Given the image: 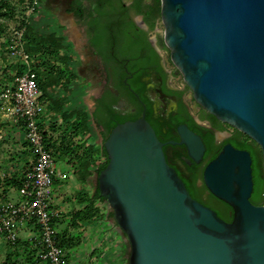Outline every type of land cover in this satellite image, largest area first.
<instances>
[{
    "label": "water",
    "instance_id": "95a60500",
    "mask_svg": "<svg viewBox=\"0 0 264 264\" xmlns=\"http://www.w3.org/2000/svg\"><path fill=\"white\" fill-rule=\"evenodd\" d=\"M160 20L195 102L255 141L264 162V0H160ZM178 132L199 162L201 138ZM103 146L98 193L126 235L128 264H264L249 151L226 143L203 169L207 190L231 208L226 221L190 194L144 118L115 125Z\"/></svg>",
    "mask_w": 264,
    "mask_h": 264
},
{
    "label": "flooded vegetation",
    "instance_id": "af4514ba",
    "mask_svg": "<svg viewBox=\"0 0 264 264\" xmlns=\"http://www.w3.org/2000/svg\"><path fill=\"white\" fill-rule=\"evenodd\" d=\"M80 3L81 0H38L36 12L65 38L69 48L66 56L71 62L70 80L84 92L85 109L96 134L102 138L119 123L144 118L162 143L167 163L184 184L191 182L196 193L192 196L230 221L231 208L207 190L203 169L226 143L249 151L251 159L250 148L260 149L259 146L243 132L207 112L195 102L185 82H177L179 70L171 66L170 53L169 56L163 53L155 37L158 30L146 22L132 1L94 0L88 14ZM76 25L82 26L77 35ZM189 93L198 108L188 99ZM181 125L203 142L204 152L199 162L179 143ZM242 143L249 148L239 147ZM205 196L216 199L222 210L206 202ZM263 201L261 195L259 204Z\"/></svg>",
    "mask_w": 264,
    "mask_h": 264
},
{
    "label": "rangeland",
    "instance_id": "374dc122",
    "mask_svg": "<svg viewBox=\"0 0 264 264\" xmlns=\"http://www.w3.org/2000/svg\"><path fill=\"white\" fill-rule=\"evenodd\" d=\"M29 0H11L12 4L15 7L14 14L5 20L6 23V29L5 33L0 36V87L3 86H12L15 82V79L17 75L22 70V65L20 61L12 62L10 57L8 56V50H7V43L6 40L8 38V27L10 25L17 26L19 22V18L23 15H26L27 8L25 5ZM94 0H81L80 6L83 8L85 14H88L90 11V4ZM124 1H132L137 8V11L141 10V13L145 16L146 13L149 12V9L151 8H159L160 7V0H124ZM32 13L29 16V21L31 24L35 25L37 29H44L45 31V20L43 18H40L41 22L37 20V16L33 18ZM152 27H156L158 30V33H156L155 37L158 39V41L161 43V47L163 50V53L167 56H169V50L166 47L164 41H163V33L164 28L161 23V20L159 17H156L153 21ZM80 28H82L81 25H76L74 32L77 35V33L80 31ZM74 35V34H73ZM53 40L46 41L44 39L35 40L31 39L28 35H26L25 41H24V48L25 50L31 54L32 57H34L35 62L33 63V68L35 69L38 78V84L39 81L44 83L45 85V91L47 92V95H43V99L45 100V115L43 120L41 121L40 127L45 135V140L48 144V147L51 148V150L54 152V150L59 151L61 155V161L58 162L56 160L57 166L59 167V172L64 175V178L57 179V189L62 190L65 189H71V188H77L78 187V178L77 173L80 170L79 166L81 167L86 162L82 159H77V155L80 156L82 152L81 149H83L82 145L86 143L88 140L98 142L99 147L103 144V137H99L96 134V129L93 125V121L89 118L87 114V122L86 125H82L80 130L76 129L78 123V118L76 119L77 115L80 112L86 111V104L84 101V92L82 88L73 80H70L69 82H66L68 79V76L63 77L58 74L59 68H63L66 63L64 62V51L58 50L56 54L53 52L51 53V49L48 48L49 45H51ZM80 55L82 58L84 55L80 52ZM171 66L174 68L175 65L171 62ZM58 68V69H56ZM175 70H178L175 67ZM183 77L181 73L179 72L177 74V82H182ZM42 92L43 89H41ZM188 99L192 103L193 107L198 108V105L195 104V102L192 100L191 94L189 93ZM54 102H57L60 105V108L57 109L54 105ZM63 107V108H61ZM63 109H69L70 112V122L67 123L68 117L64 116L63 113H60L59 111H62ZM68 112V113H69ZM87 112V111H86ZM76 115V117H75ZM73 125V126H72ZM76 125V126H75ZM19 125L12 122L8 117H6L1 111H0V177H6L7 173L10 171V158L9 156L13 153V150H16L15 147H13L12 140L8 136V129H16L18 131L19 136H21V143L25 149L23 151L31 150L29 143L27 139L24 138L23 135L20 133L22 132V129L18 127ZM15 134V132H14ZM95 136H93V135ZM63 137V140H62ZM89 137V138H88ZM94 137V138H91ZM94 139V140H93ZM66 141V144H65ZM64 145H67L69 147V150H71V153H68L69 150H64ZM88 145H91L90 143ZM255 149L258 150V147ZM260 151V149H259ZM261 152V151H260ZM24 156L22 159V163H26L27 161L29 163L30 159L29 156L31 155V152L29 154L24 153ZM59 155V156H60ZM63 156V157H62ZM103 161L105 158L102 159ZM263 160V159H262ZM24 164L25 167L28 164ZM94 166V165H93ZM264 166V162L262 165V168ZM95 170L94 169V176H95ZM263 175H264V169H263ZM9 179H6L5 183L8 182ZM95 182V179H94ZM12 184V183H11ZM55 184V185H56ZM19 198V194H17ZM17 198V199H18ZM205 201L208 202L211 206H214L216 208H219L222 210L221 204L214 199L211 196H205ZM110 209V208H109ZM112 220V219H111ZM125 243L127 244V240L125 238ZM80 242L76 243L74 246H77V248H73L71 250L72 245L69 244V246H63L66 250L67 257L69 258L70 264H98L96 259L94 257H91V254L88 252V249H90V244L88 243L85 245L82 243V245H79ZM30 246V248H29ZM29 248V249H28ZM32 245H29L27 243V247L22 244L18 243L16 246L12 247L11 245L6 242V240L0 235V264H32L30 258H32ZM87 250V253L85 252ZM129 252V246L127 244L125 254L127 256ZM80 253H86V256H82ZM30 256V258H29Z\"/></svg>",
    "mask_w": 264,
    "mask_h": 264
},
{
    "label": "built area",
    "instance_id": "2783aa9c",
    "mask_svg": "<svg viewBox=\"0 0 264 264\" xmlns=\"http://www.w3.org/2000/svg\"><path fill=\"white\" fill-rule=\"evenodd\" d=\"M26 4V15L19 18L17 26L8 27L6 40L8 56L20 60L24 69L12 86L0 87V111L24 130L33 160L17 187L19 198L0 199V235L14 247L22 231L29 224L34 225L36 232L29 237L36 250L34 263L69 264L55 225L58 213L51 208L54 182L64 175L59 172L54 153L46 145L39 125L45 103L33 68L35 59L24 48L25 26L21 24L34 12L38 0ZM262 203L264 205V201Z\"/></svg>",
    "mask_w": 264,
    "mask_h": 264
},
{
    "label": "crops",
    "instance_id": "0c3cea01",
    "mask_svg": "<svg viewBox=\"0 0 264 264\" xmlns=\"http://www.w3.org/2000/svg\"><path fill=\"white\" fill-rule=\"evenodd\" d=\"M40 18L42 17L39 14L37 16V20L41 22ZM43 28H45V31L47 33L56 32L57 34H59L56 29H51L49 25H47V23ZM11 61L16 62L13 59H11ZM41 98L45 103V100L43 99V92ZM68 112L69 109H63L61 111V113H63L64 116L68 117L69 120L67 121V123L70 122V118L72 117V116L70 117L69 115L70 112L69 113ZM86 113H87L86 111L80 112L79 114H76L77 117L75 115L76 119L78 118V121H83V123L79 124L78 128H76L78 129V131L80 130L82 125H86L88 117L86 118L82 117L84 115H87ZM44 115H42V117L39 118V122L43 120ZM18 127L22 129L20 126ZM20 133L23 135L24 138L23 129L22 132ZM7 134L11 138L13 147H15L16 150H13V153L9 156L11 160L10 161L11 166L9 167L10 171L7 173L6 177L4 178L0 177V199L4 198V199L16 200L18 198L17 186L19 185V182L22 179L26 170L32 164L33 154L31 150L23 151L25 148L21 146L22 137L19 136L18 131L16 129L9 128ZM89 143L91 145H88ZM82 146L84 147H82L83 149H81V152L85 150L84 148L87 149L91 148L88 150H92L95 147L97 148L99 147V144L98 142H94V141L89 142L87 140L86 143ZM63 149L67 151L69 150V147L67 145H64ZM28 152L29 154L31 152V155L29 156L30 159H28L30 161L29 163L25 161L26 163H28L25 167L24 164L26 163H22L23 160L22 158L26 156L24 155V153L28 154ZM53 153L55 159L58 160V162H60L61 155L59 151L54 150ZM68 153H71V150H69ZM102 159L103 157L99 159V162H102L103 161ZM97 166L98 165L94 164L93 162L91 163L86 162L81 167L79 166L80 170L77 173V178L79 180L78 181L79 183L77 188L75 187V188L67 189L65 187L63 191L58 190L56 180L54 182L53 191H52L53 201L51 208L58 213V217L56 218L55 225L59 232L60 244L63 246L64 245L69 246L70 244L72 245L71 250H73V248L75 249L77 248V246L74 245L78 242H80L79 245H82V243L87 245L89 243L90 249H88V252L91 254V257H94V259H96L98 264H127L125 261L126 258L125 237L123 236L122 231L114 223L113 218L109 217V211H110L109 206L105 202H101L97 199L92 198L96 185V174L94 176L93 172L94 169L97 168ZM57 168L59 170L58 166ZM6 179H9L7 183H5ZM85 209H88L89 211L88 215H91L90 218H85V212H84ZM35 232L36 229L34 225L29 224L22 231L21 238L18 243H22L27 247V243H30L29 237L32 236ZM85 252L87 253V250ZM86 253H80V254L82 256H86ZM33 259L34 257L32 255V258H30V260L33 261ZM68 262H69V258H68Z\"/></svg>",
    "mask_w": 264,
    "mask_h": 264
},
{
    "label": "trees",
    "instance_id": "16d2710c",
    "mask_svg": "<svg viewBox=\"0 0 264 264\" xmlns=\"http://www.w3.org/2000/svg\"><path fill=\"white\" fill-rule=\"evenodd\" d=\"M29 1H32V0H29ZM36 11L37 10L35 8V10L33 12L34 13L33 14V18H35L36 14H37ZM14 12H15V7L12 4L11 0H0V36L5 33V29H6L5 20L10 18L14 14ZM139 12H141V10H139ZM159 16H160V7L159 8H155L154 7V8L149 9V12L146 13L145 20L152 27V25H153L152 21L156 17H159ZM21 24L25 26V38H26V35H28L32 40L33 39H35V40L44 39L46 41H49V40L52 39L53 43L48 46V48L51 49V53L53 52L54 54H56L57 51L60 50V49L64 51L63 52L65 54L64 55V62L66 63V65H64L63 68L62 67L59 68L58 74L63 76V77L68 76V80L70 81L72 71L69 69L68 66L70 65L71 62L69 60V56H66V55H68L69 48L66 45L64 36H62L60 34H57L56 32L47 33L46 31H44V30H42L40 28L37 29L33 24H31L29 19L27 21L26 20L21 21ZM6 43H7V41H6ZM0 45H2V44L0 43ZM23 69H24V67H22V70ZM56 69H58V68H56ZM22 70L20 71V73L22 72ZM68 80H66V82H68ZM39 87L41 89H43V91H44L43 95L46 96L47 92L45 91L44 83L39 81ZM54 105H55V107L57 109L60 108V105L57 102H54ZM59 112L61 113V111H59ZM82 117L86 118L87 115H84ZM81 123H83V121H78V123H76L77 124L76 128H78L79 124H81ZM40 124H41V122H39V125ZM107 135H108L107 133L104 134L103 140L107 137ZM46 145L48 146L47 143H46ZM238 146L239 147H244V148H249L248 144H246V143H242V144H240ZM84 149L85 150H83V152H82L83 155H81V158H80L79 155H77V159L78 160L82 159L85 162H89V163L93 162L94 164H97L98 166H97V168L95 170V173L97 175L98 172L100 170H102L106 166V164L108 162L107 154H106V151L104 149V146L102 144L101 147H97V148L95 147L92 150H88V149H91V148H88V149L84 148ZM250 151H251V155H252V174H253V183H254V191H253V194H252L250 200L253 203H255V204H259V199H260L261 195L264 196V175H263L264 166H263V168H261V166L263 165V160H262L261 152L259 151V149L257 150L255 148L254 149L250 148ZM101 157L105 158V160L102 161V162H99V159ZM19 184H20V182H19ZM185 186L189 190L191 195H194V197H195L196 193L194 192V190L191 187V182L185 181ZM92 198L106 203L105 199L99 196L98 188H97V182H96V185H95V190H94ZM84 212H85V218H90L91 215H88L89 214L88 209H85ZM109 217L112 218V210L111 209L109 211ZM123 236L126 238L125 233H123ZM28 244L32 245L31 242L28 243ZM127 244H128V242H127ZM127 244H126V247H127ZM29 248H30V246H29ZM35 252H36V250H35V248L33 246V248H32L33 257L35 255ZM125 261L128 264L127 256L125 258ZM31 262H32V264H35L34 263V259Z\"/></svg>",
    "mask_w": 264,
    "mask_h": 264
}]
</instances>
